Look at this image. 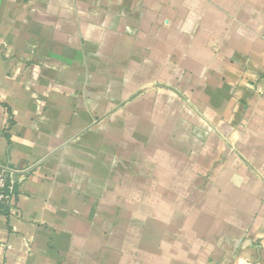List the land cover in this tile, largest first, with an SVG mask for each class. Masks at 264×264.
<instances>
[{"label":"crops","instance_id":"crops-1","mask_svg":"<svg viewBox=\"0 0 264 264\" xmlns=\"http://www.w3.org/2000/svg\"><path fill=\"white\" fill-rule=\"evenodd\" d=\"M0 264H264V0H0Z\"/></svg>","mask_w":264,"mask_h":264},{"label":"built area","instance_id":"built-area-1","mask_svg":"<svg viewBox=\"0 0 264 264\" xmlns=\"http://www.w3.org/2000/svg\"><path fill=\"white\" fill-rule=\"evenodd\" d=\"M11 185L8 184L7 168L0 166V210L2 206L7 203V189H10Z\"/></svg>","mask_w":264,"mask_h":264}]
</instances>
